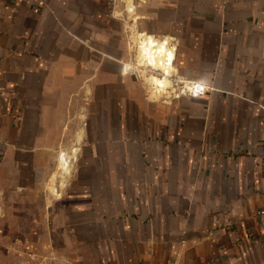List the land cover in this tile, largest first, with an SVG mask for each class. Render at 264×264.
Listing matches in <instances>:
<instances>
[{"label":"crops","instance_id":"0c3cea01","mask_svg":"<svg viewBox=\"0 0 264 264\" xmlns=\"http://www.w3.org/2000/svg\"><path fill=\"white\" fill-rule=\"evenodd\" d=\"M0 264H264V0H0Z\"/></svg>","mask_w":264,"mask_h":264},{"label":"bare ground","instance_id":"6f19581e","mask_svg":"<svg viewBox=\"0 0 264 264\" xmlns=\"http://www.w3.org/2000/svg\"><path fill=\"white\" fill-rule=\"evenodd\" d=\"M132 29V37L136 45L138 62L139 65H142L143 75L150 85L151 97L170 98L172 91L169 88L173 86V80L170 77L173 74L174 66L172 60L175 56V45L168 37L159 39L153 34L139 31L137 27ZM147 68L152 70L148 75L146 74ZM61 160L65 164L63 165L64 170H59L61 175L59 178L64 177L65 172L69 170L70 166L69 157H66V155L62 156ZM58 176L59 174H56V178Z\"/></svg>","mask_w":264,"mask_h":264},{"label":"built area","instance_id":"2783aa9c","mask_svg":"<svg viewBox=\"0 0 264 264\" xmlns=\"http://www.w3.org/2000/svg\"><path fill=\"white\" fill-rule=\"evenodd\" d=\"M182 83L183 80L182 78H178L176 80V83ZM207 89V85L195 82V81H187L186 83H182V85L176 87L175 91H172V96L171 97H177L180 96L181 94H190L193 96L200 95L204 93Z\"/></svg>","mask_w":264,"mask_h":264},{"label":"water","instance_id":"95a60500","mask_svg":"<svg viewBox=\"0 0 264 264\" xmlns=\"http://www.w3.org/2000/svg\"><path fill=\"white\" fill-rule=\"evenodd\" d=\"M153 35L156 36L155 34H153ZM170 41H171L172 43H174L171 39H170ZM174 44H175V43H174ZM174 57H175V56H174ZM173 61H174V58H173V60H172V63H173ZM64 155H66V152H63L61 156H64ZM59 170H60V169H59ZM59 170H58L57 173H56L57 175L59 174V176H58L57 178L61 177V175H60V173H59V172H60Z\"/></svg>","mask_w":264,"mask_h":264},{"label":"rangeland","instance_id":"374dc122","mask_svg":"<svg viewBox=\"0 0 264 264\" xmlns=\"http://www.w3.org/2000/svg\"><path fill=\"white\" fill-rule=\"evenodd\" d=\"M139 29V28H138ZM131 33V35H132V31L130 32ZM151 70V69H150ZM140 71V70H139ZM155 71V70H154ZM140 73H141V71H140ZM142 74V73H141ZM142 76L144 77V75L142 74Z\"/></svg>","mask_w":264,"mask_h":264}]
</instances>
